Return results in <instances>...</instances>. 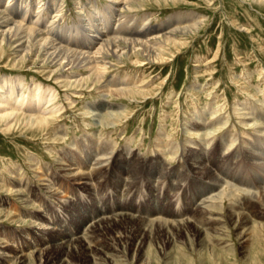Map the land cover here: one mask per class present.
Masks as SVG:
<instances>
[{
    "label": "rangeland",
    "instance_id": "374dc122",
    "mask_svg": "<svg viewBox=\"0 0 264 264\" xmlns=\"http://www.w3.org/2000/svg\"><path fill=\"white\" fill-rule=\"evenodd\" d=\"M33 1L37 5L40 0ZM80 1L83 6L80 5L78 8L76 0H64V14L56 24L63 26L74 24L78 20L79 10H82L83 14H89L94 9L103 10L108 2V0ZM2 4L4 6L6 0ZM35 9L34 5L32 10ZM136 11L138 17L142 14L139 22H143L144 17L151 16L153 26L162 25L165 28H169V21L180 26L198 19L203 22L198 31L187 34L188 36L182 35L186 39H184L185 45L168 44L165 46L167 50L161 61L154 59V61H146L144 65L139 66L138 63L123 59L122 63L115 64L108 69L106 75L108 79L117 74L121 80L127 78L128 86L138 85L144 80V87L152 90L145 96L136 95L137 97L133 99L121 95L103 97L111 102L119 103L126 111V116L122 117L123 119H120L115 129L113 128L114 130L109 131L108 134L112 151L115 150L114 155L125 146L141 154H157L156 151H151L152 148H157L158 154L163 159L159 155L157 157L153 155L155 159L163 160L164 163L169 162V164L176 163L171 160L170 153L167 154L170 158H166L164 152L161 151L165 144L164 138L169 134L175 137L174 140L177 143L184 141L189 143L191 137L183 130L185 121L189 120V123L195 121L197 111L194 108L203 105L205 107L206 101L209 102L206 105L208 110L205 109L206 114L198 120L200 123H205V125L209 123L208 117H211V110L221 105L224 107L217 112L218 115L227 117L229 113L231 117L226 127L229 133L241 134L243 131V134L249 137L254 132V126L239 122V116L236 112L234 113L233 108L236 106L235 101L244 103L245 100H251L253 103L259 102L260 105V98H264L262 95L264 93V4L253 0H148L144 6L132 10L133 13ZM49 12L52 13V11ZM3 55V60L0 62V79L3 76L20 77L27 85L38 83L52 87L59 92V99L63 98V104L66 106L62 109L61 117L52 120L53 122L49 123L47 129L40 130L37 127L31 129L25 128L22 124H16L13 129L3 130L11 122L5 124V120L0 121L2 126V130L0 129V264H49V258L42 259V261L34 256L18 262L15 261L13 255L17 252L20 254L35 251L36 243L38 246L43 244L37 240L44 237H51L48 244L51 247L55 246L62 233L67 229H74L76 225L80 226L89 214L97 210H106L105 214L109 215L118 205L127 206L128 211H133L132 213H136L134 215L137 217L148 219L143 225L148 228L147 230L151 229L152 234L146 238L143 237L144 235L140 236L142 240L139 236L135 237L136 239L134 238L131 243L132 237L130 238L129 234L132 236L134 232L140 230V223L133 222V220L130 222L116 221L107 239L110 243L112 242L117 256L114 257L115 260L101 256L95 264H264V231L262 229L260 232H256V228H252V231L248 229L249 239L243 242L239 234L241 225L224 224L227 227L225 231L223 229V233L229 240L224 243L229 245L223 246V242L211 243L209 237L205 239L209 242L202 245L198 238H195L193 229L187 231V235L185 231H181V236L173 233L175 231H169L174 238L168 239L166 234H163L164 231L160 229L159 232L158 226L156 227L158 222V224L149 222L159 219L176 222L178 217L187 218L200 213V209L193 207L192 195L195 190L202 187L203 179L210 180L211 178L201 176L198 172L187 170L182 174L185 175L184 178L176 179L177 183L174 188L168 187L164 179L157 183H149V180L147 182L146 179L140 177V180L133 184L131 188L133 190L128 196H120L121 188L114 190L115 184L112 183L106 191L100 193L99 190L97 192L90 190L91 188L82 189L79 184L65 177L64 172H60L56 167V160L65 161V154L74 155L71 149V141L74 138L86 135V133H97L101 127L88 124L92 119L84 115L82 107L84 103L98 101L100 96L96 93L97 90L79 88L77 95L71 93L74 96H70L72 91L60 86L54 79L55 74L53 77H48L40 67L31 63L27 64V61H17L13 66L15 54L4 50ZM110 59L111 64H114L113 58ZM74 69H68V66L63 67L65 71ZM80 71V75L88 74L85 69H80ZM66 93L74 101L72 105L65 100ZM263 119H259L262 124H264ZM221 124L213 122V127ZM234 124L237 127H234ZM206 127L207 125L200 127L198 131ZM50 129H52L51 132H48ZM89 131L92 133H88ZM57 136L63 139L58 141L54 138ZM51 138H54L53 141ZM94 140L93 144L99 145L98 139L96 142ZM165 141L167 142L166 139ZM247 164L244 166L245 169L249 166L248 162ZM45 170L48 171L45 172ZM52 171L55 172L54 178L51 177L54 174H50ZM168 175L166 173L164 178L168 179ZM48 178H52L55 186L57 183V191L53 194L46 192L44 187ZM21 181L28 182V185L22 187L24 192L30 195L38 194L36 201L32 199L31 207L25 204V196L20 197L16 190L21 184L17 186L15 182ZM210 181L213 182V180ZM41 201L44 202V206L40 205ZM258 210L264 213L263 208L259 207L256 211ZM40 211L54 219V228L38 230V222L43 220L36 219L34 215L41 213ZM45 214L42 217H47ZM191 217L188 219L189 224L192 225ZM259 217L252 215L251 221L260 223L261 218ZM261 221L264 224L263 218ZM164 224L160 223V228H164L166 226ZM84 229L87 228L83 226ZM117 235L125 238L124 242H117L118 245L114 243ZM95 238L102 239L103 236ZM130 245L134 248H130ZM46 253H49L46 255L51 254L50 258H53L60 252L56 247L53 250L49 249ZM58 258L57 255L54 264H60L61 259ZM68 258L70 263L82 264L83 262L81 258L79 261L76 256ZM44 260L47 263H44Z\"/></svg>",
    "mask_w": 264,
    "mask_h": 264
},
{
    "label": "bare ground",
    "instance_id": "6f19581e",
    "mask_svg": "<svg viewBox=\"0 0 264 264\" xmlns=\"http://www.w3.org/2000/svg\"><path fill=\"white\" fill-rule=\"evenodd\" d=\"M3 1L0 0V62L4 57L3 51L8 50L9 53L16 56L13 58V66L17 61H27V64L31 63L40 67L41 71L48 77H53L55 74L54 79L59 85L72 91L70 96L77 95L79 88H93L97 90L96 93L100 96L98 101L84 103L82 106L84 115L92 119L90 123H87L101 126L98 132L86 133V135L74 138L71 141V149L74 155L72 153L70 155L65 154V161L56 160V167L60 172H64L65 177L79 184L82 189L91 188L90 190L94 192L99 190L100 193L106 191L109 184L112 183L115 184L114 190L121 188L120 196H128L133 190L131 189L133 184L139 181L140 177L146 179L147 182L149 180V183H157L164 179L168 183V187L174 188L177 183L176 179L184 178L183 173L187 170L195 171L201 176L213 180L211 182L203 179L202 187L195 190L192 195L193 207L200 209V213L197 212L199 215L190 216L193 219L192 225L189 224L188 218L190 217L186 218L185 216L183 218L178 217L176 222L161 221L160 219L150 220L149 222L159 223L156 225L159 232L164 231L163 234L171 239L174 237L169 231H175L173 233H178L181 236V231H185L187 235V231L193 229L195 238L197 237L202 245L206 242L205 239L209 237L211 243L220 244L223 242V246H227L229 244L224 242H229V240L225 238L226 235L223 233L227 227L225 225L233 223L234 225H241L239 234L243 242L249 239L248 229L252 231V228H256V232H260L261 229L264 231V224L261 221L262 218L264 219V213L259 210V213L256 211L259 207L264 209V124L259 120L264 118V98H260V105L259 102L253 103L251 100H245L244 103L235 101L236 106L233 111L239 116L238 121L254 126V132L249 137L245 136L243 131L241 134H235L232 131V134L229 133L226 127L231 117L229 113L227 117L218 115L217 112L224 107L221 105L211 110L207 127L198 131V128L206 126L205 123H200L198 120L206 114V110H208L206 105L209 102L206 101L205 107L203 105L194 108L197 111L194 117L196 120L190 123L189 120L185 121L184 127L182 126L183 130L190 135L191 143L186 141L177 143L174 140L175 137L169 134L164 138L165 144L161 151L164 152L166 158L171 157V160L176 161V163L169 164V162L164 163L163 160L155 159L153 155L156 157L159 155L157 148L151 149L157 154H141L133 148L128 147L127 149L126 146L115 155V150L112 151L111 140L108 137L109 131L115 129L114 127L117 126L116 124L120 119L126 116V111L122 109L123 107L119 103L111 102L103 97L121 95L133 99L137 97L136 95L145 96L152 90L144 87V80L138 85L128 86L127 78L121 80L117 74L108 79L106 77L108 69L115 64L119 65L123 59L138 63L139 66L144 65L146 61H154V59L161 61L167 50L165 46L184 44L186 39L182 35H189L198 31L202 20L198 19L181 26L169 21V28L162 25L153 26L151 16L144 17L143 22H139L142 14L138 17L137 11L132 12L134 8L144 6L148 0H108L107 6L103 10L94 9L96 12L92 11L89 14H83L82 10H79L78 20L74 24L63 26L56 24V22L64 14V0H40L37 5L33 0H6L4 6ZM253 1L264 4V0ZM76 4L78 8L80 5L83 6L80 0H76ZM34 5L36 9L32 10ZM111 57L115 61L114 64H111ZM64 66H68V69H77L65 71L63 70ZM80 69L87 70L88 74L80 75ZM66 95L65 100L72 105L74 101L71 100L68 93ZM262 95L264 96V93ZM65 106L63 98L59 99V92L52 87L38 83L27 85L20 77L3 76L0 79V121L5 120V124L11 122L3 130L13 129L16 124H22L25 128L31 129L33 127L40 130L47 129L49 123L53 122L52 120L61 117L62 109ZM213 122L222 124L213 127ZM1 127L0 125V129ZM234 127H237L236 124ZM88 133L92 132L89 131ZM54 138L58 141L63 139L61 136ZM54 138H51L52 141ZM97 139L99 145L95 146L93 140L96 142ZM168 153H170V157L167 155ZM159 157L162 158L161 155ZM247 162L249 166L245 169L244 166L248 165ZM47 171L45 170V172ZM54 173L53 171L50 172V174ZM166 173L169 174L168 179L164 178ZM59 174L61 175V173ZM54 176L55 174L51 177L54 178ZM52 178L46 179L48 182L44 184L46 192L49 194L57 191V183L55 186ZM15 183L17 186L21 184L16 190H18L20 197L25 196V204L31 207L32 199L36 201L38 194L30 195L23 191L24 188L22 189V187L28 185L27 181ZM40 205L44 206V202L41 201ZM127 208V206L118 205L113 212L109 210L112 212L109 215L105 214L106 210H97L95 213L89 214L80 226L76 225L74 229H67L62 233L59 236V242L54 243L55 246L51 247L48 244L51 237L40 238L37 241L43 242L42 246H38L36 243L35 251L20 254L17 252L13 258L18 262H23L34 256L40 260L49 258L48 263L51 264L55 263L57 255L58 259H61L60 264H75L70 263L68 258L75 256L79 258V261L80 258L82 259V264H95L101 256L113 260L117 255L114 252L112 242L110 243L107 239L113 223L116 221L130 222L131 220L140 223V230H137L136 233L133 231L132 236L129 234V237H132V239L128 238L131 243L135 237L144 235L143 237L146 238L152 234L151 229L149 231L143 225L148 219L137 217L134 215L136 213L129 212ZM44 214L41 212L34 215L36 219L43 220L38 222L39 231L54 228V219L49 217L47 213L45 214L47 217H42ZM252 215L260 216V223L251 221ZM248 222L250 223L248 224ZM160 223L161 225L165 223L166 226L163 225L164 228H160ZM83 226L87 229L83 230ZM100 235L103 236L102 239L95 238ZM123 237L117 235L114 238V243L124 242L125 238ZM140 238L142 240V237ZM243 244L245 245V243ZM56 247L59 249V254L53 258H50L51 254L46 255L49 254L46 253L49 249L53 250ZM131 247L133 246L130 245ZM133 251L135 250L133 249ZM61 255H66V257L61 258ZM44 263L47 261L44 260Z\"/></svg>",
    "mask_w": 264,
    "mask_h": 264
}]
</instances>
